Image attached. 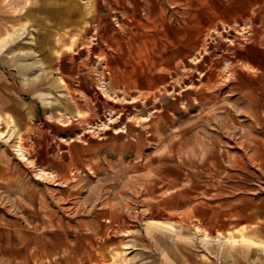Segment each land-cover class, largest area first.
Instances as JSON below:
<instances>
[{"label": "rangeland", "instance_id": "1", "mask_svg": "<svg viewBox=\"0 0 264 264\" xmlns=\"http://www.w3.org/2000/svg\"><path fill=\"white\" fill-rule=\"evenodd\" d=\"M37 1L0 0V68L37 63L52 88L24 105L28 120L39 104L46 130L68 137L53 163L71 194L45 187V203L54 195L74 214L108 220L93 264H264V128L233 121L230 76L214 83L212 69L203 72L245 43L264 63V0H140L135 17L127 3L107 7L110 20L138 26L108 28L102 43L53 40L50 17L25 6ZM60 63L90 73L77 85L52 75ZM20 127L1 112L0 164L5 130ZM84 146L97 148L92 167L81 162ZM32 188L23 196L0 181V210H31Z\"/></svg>", "mask_w": 264, "mask_h": 264}, {"label": "crops", "instance_id": "2", "mask_svg": "<svg viewBox=\"0 0 264 264\" xmlns=\"http://www.w3.org/2000/svg\"><path fill=\"white\" fill-rule=\"evenodd\" d=\"M83 2L82 4L78 0H38L25 6L28 10H35L34 12L38 11L43 15L46 13L50 19L43 20L44 26L47 28L48 24H52L53 31L56 32L48 31V35H53L51 36L53 40L60 36L62 42L73 38L78 42H87L89 38H93L102 43L101 37L108 28H111L109 33H114L117 30L124 32V27L138 26V21L130 18L110 20L106 8H118L127 3L126 11L123 12H131L135 17V6L137 12L140 11V0H83ZM93 3L97 5L94 11L91 8ZM65 29L68 30V34L64 33ZM121 37L126 40L125 36ZM131 37L135 40V33ZM136 37L139 40V36ZM15 53H19L20 58L39 59L38 54L29 51ZM251 53V45L245 43L239 47L236 59L230 57L214 67L203 68V72L212 69L209 73L213 74L214 83L217 82L216 75H225L226 78L230 76L226 86L230 100L235 103V107L230 110V117L240 125L245 124L249 127L248 130L252 131L254 125L264 128V85L261 87V80L264 82V77L260 78L264 76V63L261 58L253 57ZM41 70L37 63L27 71L19 66L0 68V114L1 112H4V115L10 114L21 125L16 132L12 128L5 130L6 145L1 153L7 156V161L0 164V181L25 188V191L20 193L23 196H28L27 187H33L32 190L36 193L31 210L22 209L18 212L0 210V264H93V251L96 247L101 248L104 242L103 234H108V220L106 222L101 217H92V214H74L69 210L73 209L74 205H70L69 202L55 203L54 195L53 197L50 195L49 202L45 203L48 196V193L45 195V187L51 188L58 196H70L71 192L62 190L63 182L58 181L61 177L57 176V169L53 163V154L57 155L64 146H61V139L64 141L68 137L60 136L53 130H46L43 117L38 112L39 104L32 103L30 111L32 120H28L24 112V105L27 104V108H30L27 97L38 101L40 92L46 97V92L52 90L45 83ZM87 73H90V70L84 72L79 67L68 68L60 63L52 75L80 85L78 75L85 76ZM257 79L258 84L253 81ZM64 142L67 143V140ZM72 143L70 144L75 147ZM8 148L11 150L10 155ZM17 148L22 156L17 153ZM66 149L69 147H64V150ZM77 149L84 151V160L81 162L85 167L87 165L92 167L93 151L97 148L84 146ZM244 153H248L247 150ZM242 168L243 171L248 170L246 166ZM223 172L225 175L229 170Z\"/></svg>", "mask_w": 264, "mask_h": 264}, {"label": "bare ground", "instance_id": "3", "mask_svg": "<svg viewBox=\"0 0 264 264\" xmlns=\"http://www.w3.org/2000/svg\"><path fill=\"white\" fill-rule=\"evenodd\" d=\"M18 151H19V149H18Z\"/></svg>", "mask_w": 264, "mask_h": 264}]
</instances>
